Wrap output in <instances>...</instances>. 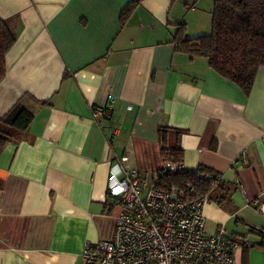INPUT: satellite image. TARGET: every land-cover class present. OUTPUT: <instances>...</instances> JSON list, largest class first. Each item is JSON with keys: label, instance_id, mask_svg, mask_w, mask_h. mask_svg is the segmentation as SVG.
Listing matches in <instances>:
<instances>
[{"label": "crops", "instance_id": "obj_1", "mask_svg": "<svg viewBox=\"0 0 264 264\" xmlns=\"http://www.w3.org/2000/svg\"><path fill=\"white\" fill-rule=\"evenodd\" d=\"M130 1L0 0L14 34L0 116L21 98L33 112L0 154V264H82L85 240L113 234L114 152L150 175L163 161L160 125L173 129L167 144L179 143L184 169L221 178L203 207L206 232L224 223L231 241L252 243L235 250L236 264H264V67L245 93L205 57L174 48L178 24L188 38L211 30L213 0H141L121 24ZM93 105L110 118L95 121Z\"/></svg>", "mask_w": 264, "mask_h": 264}, {"label": "built area", "instance_id": "obj_2", "mask_svg": "<svg viewBox=\"0 0 264 264\" xmlns=\"http://www.w3.org/2000/svg\"><path fill=\"white\" fill-rule=\"evenodd\" d=\"M91 115L100 123L101 117L110 118V107L93 105ZM120 133L119 124L111 127L107 141L112 152V139ZM110 162L106 196L119 208L113 216V234L106 240H85L82 264H236L235 250L252 246L245 238L231 241L224 223L206 232L207 193L198 192L192 184H162L161 174L182 170L181 161L163 160L150 175L131 166L128 154L114 152ZM202 178L213 185L221 180L219 175ZM246 203L259 201L246 199Z\"/></svg>", "mask_w": 264, "mask_h": 264}, {"label": "trees", "instance_id": "obj_3", "mask_svg": "<svg viewBox=\"0 0 264 264\" xmlns=\"http://www.w3.org/2000/svg\"><path fill=\"white\" fill-rule=\"evenodd\" d=\"M140 2L133 0L122 8L119 16L121 24L126 22ZM211 16V31L208 34L188 38L185 25L178 24L173 37L174 48L179 52L205 57L212 70L248 93L256 72L264 67V0H213ZM13 43V32L0 18V80L5 73V54ZM32 119L33 112L24 104L23 98L0 116V154L7 143L22 138ZM171 129L164 125L158 127L160 153L163 160L182 162L179 143L175 142L173 146L167 144ZM176 132L179 135L182 130L176 129ZM204 174L217 175L212 169L199 166L195 170L183 167L176 172H166L160 178L162 184L166 185L192 184L200 193L208 194L212 188L221 187V180L213 185L202 178Z\"/></svg>", "mask_w": 264, "mask_h": 264}, {"label": "rangeland", "instance_id": "obj_4", "mask_svg": "<svg viewBox=\"0 0 264 264\" xmlns=\"http://www.w3.org/2000/svg\"><path fill=\"white\" fill-rule=\"evenodd\" d=\"M186 28V27H185ZM211 30H208V31H201V33H199L198 35H200V34H208L209 32H210ZM197 35V36H198Z\"/></svg>", "mask_w": 264, "mask_h": 264}]
</instances>
